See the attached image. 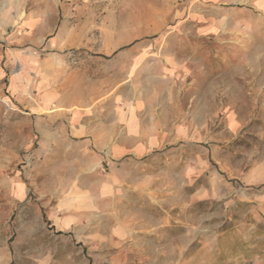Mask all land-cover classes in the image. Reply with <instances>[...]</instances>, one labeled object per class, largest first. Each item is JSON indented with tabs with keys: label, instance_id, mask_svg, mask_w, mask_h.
Wrapping results in <instances>:
<instances>
[{
	"label": "rangeland",
	"instance_id": "obj_1",
	"mask_svg": "<svg viewBox=\"0 0 264 264\" xmlns=\"http://www.w3.org/2000/svg\"><path fill=\"white\" fill-rule=\"evenodd\" d=\"M222 6L0 0V264H264V16Z\"/></svg>",
	"mask_w": 264,
	"mask_h": 264
},
{
	"label": "crops",
	"instance_id": "obj_2",
	"mask_svg": "<svg viewBox=\"0 0 264 264\" xmlns=\"http://www.w3.org/2000/svg\"><path fill=\"white\" fill-rule=\"evenodd\" d=\"M214 1V0H210ZM217 3L227 5L231 8H236V32L242 26V20L252 14L264 16V0H215ZM220 8H224V7ZM226 8V7H225ZM243 17V18H242ZM52 64H57L58 59L53 57ZM49 66V63L46 65ZM14 78L9 79L8 90L10 92H20L21 90L16 85Z\"/></svg>",
	"mask_w": 264,
	"mask_h": 264
}]
</instances>
